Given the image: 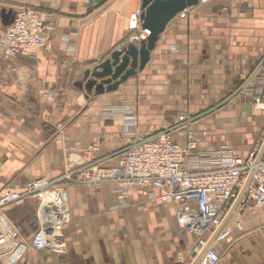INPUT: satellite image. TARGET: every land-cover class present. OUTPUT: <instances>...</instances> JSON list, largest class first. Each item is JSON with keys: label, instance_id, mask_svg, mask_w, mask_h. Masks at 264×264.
Returning a JSON list of instances; mask_svg holds the SVG:
<instances>
[{"label": "crops", "instance_id": "crops-1", "mask_svg": "<svg viewBox=\"0 0 264 264\" xmlns=\"http://www.w3.org/2000/svg\"><path fill=\"white\" fill-rule=\"evenodd\" d=\"M138 5L0 0V30L20 7L43 9L52 23L34 57L5 60L0 53V191L19 193L34 180L61 177L68 156L113 165L123 149L171 129L181 115L193 119V132H207L202 149L228 146L244 157L261 145L264 112L253 99H264V92L254 80L244 84L264 62V0H198L167 24L145 66L115 91L96 96L74 86L140 32L130 19ZM124 104L135 120L127 131L125 114L103 113ZM170 136L184 145L182 128ZM150 192L69 187L70 221L58 239L64 253L27 248L14 264H191L196 237L177 226L171 203ZM36 203L0 212L2 226L20 228L23 243L37 231ZM243 229L220 249L218 264H264V219L245 217Z\"/></svg>", "mask_w": 264, "mask_h": 264}, {"label": "built area", "instance_id": "built-area-1", "mask_svg": "<svg viewBox=\"0 0 264 264\" xmlns=\"http://www.w3.org/2000/svg\"><path fill=\"white\" fill-rule=\"evenodd\" d=\"M142 12L138 5L130 17L133 27L140 31L130 38L132 44H139L150 35L148 30H141ZM48 16L43 9L20 7L10 25L0 30L2 58L15 60L18 57H34L36 50L45 47L52 31V23L47 22ZM178 16L184 18L185 14L180 13ZM263 68L264 62L257 66L244 85L255 81L253 87L262 88L261 91L264 92V75H259ZM259 104L264 105V99L255 97L254 108L258 109ZM103 113L125 114V131L135 125V120L128 114L125 104L109 107ZM192 121L186 115L178 116L171 129L134 142L123 149L116 163L110 166L99 163L80 164L68 156L67 167L61 177L55 180H34L19 193L0 191V212L28 199H35L37 231L33 234L29 247L35 252L62 254L64 247L57 245L55 240L62 227L70 221L67 199L69 187L99 189L111 185L119 193L147 188L151 190L150 198H154L152 191H158L159 201L173 205L177 226L196 237L193 253L198 255L220 227L241 186L251 174L237 209L196 263L218 264L219 254L215 247L230 237L232 229L242 231L237 220V215L243 213L241 207L251 204L254 209L264 208V155L259 164L255 165L259 147H255L245 157L228 146H207L202 149L200 143L207 136V132H193L189 127ZM179 128L185 131L183 146L170 136V131ZM19 239L20 228L4 227L0 222V264L3 263L4 255L11 252L8 244L16 243Z\"/></svg>", "mask_w": 264, "mask_h": 264}, {"label": "water", "instance_id": "water-1", "mask_svg": "<svg viewBox=\"0 0 264 264\" xmlns=\"http://www.w3.org/2000/svg\"><path fill=\"white\" fill-rule=\"evenodd\" d=\"M197 4L198 0H141V9L143 11L141 30H148L150 32L149 37L145 41L140 42L138 46L130 43L126 47L114 51L107 60L99 63L91 71H86L83 82H76L74 86L80 90L83 89L87 93H91L93 90L96 96L102 95L104 92L115 91L119 85L130 77L135 76L137 70H141L145 66L150 52L154 49L158 37L163 33L167 24L183 10ZM263 155L264 139L255 157V165L259 164ZM250 178L251 174L247 176L230 210L223 218L220 227L207 241L201 253L198 255L192 254L194 260L191 264L198 262L205 250L211 246L216 235L228 223L246 191Z\"/></svg>", "mask_w": 264, "mask_h": 264}, {"label": "rangeland", "instance_id": "rangeland-1", "mask_svg": "<svg viewBox=\"0 0 264 264\" xmlns=\"http://www.w3.org/2000/svg\"><path fill=\"white\" fill-rule=\"evenodd\" d=\"M243 207H244V210H242V212H243L242 215H237V217H238L237 220L240 222V224L242 226V230H244L243 229V219H245V217H247V218L249 217V219L252 218L253 220L264 219V208L254 209L251 204L244 205ZM244 213L247 215L244 216L245 215ZM230 226H232V223L230 224ZM243 232L244 231H238L236 229H232V233H231L230 237L228 239H226L224 242H222L216 246V251H218L219 256L221 253L220 249H225V248L229 247V245H231L233 243L235 235L236 234H242ZM58 239H59V236L56 237V240H55L57 245H58ZM29 243L30 242H28V243L24 242L23 243L20 240H18L16 243L8 244V249L11 252L4 255L2 264H14V263L18 262L21 259L24 251H26L27 248L30 249Z\"/></svg>", "mask_w": 264, "mask_h": 264}, {"label": "bare ground", "instance_id": "bare-ground-1", "mask_svg": "<svg viewBox=\"0 0 264 264\" xmlns=\"http://www.w3.org/2000/svg\"><path fill=\"white\" fill-rule=\"evenodd\" d=\"M258 110H261V111L264 110V105L259 104V105H258ZM262 142H263V141H262ZM261 144H262V143H261ZM260 146H261V145H260ZM260 146H259V148H260ZM242 186H243V185H242ZM242 186H241V188H242ZM241 188H240V189H241ZM56 244H57V243H56Z\"/></svg>", "mask_w": 264, "mask_h": 264}]
</instances>
